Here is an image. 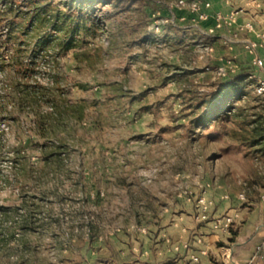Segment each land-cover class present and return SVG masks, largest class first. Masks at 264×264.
<instances>
[{"label": "rangeland", "instance_id": "1", "mask_svg": "<svg viewBox=\"0 0 264 264\" xmlns=\"http://www.w3.org/2000/svg\"><path fill=\"white\" fill-rule=\"evenodd\" d=\"M9 1L7 14L0 3V264L100 262L110 238L153 230L187 198L264 194L256 83L241 77L229 111L198 121L201 97L238 71L225 63L234 44L216 38L223 29L209 33L211 20L190 10L208 2L220 12L218 0ZM200 44L212 53L200 57Z\"/></svg>", "mask_w": 264, "mask_h": 264}, {"label": "crops", "instance_id": "2", "mask_svg": "<svg viewBox=\"0 0 264 264\" xmlns=\"http://www.w3.org/2000/svg\"><path fill=\"white\" fill-rule=\"evenodd\" d=\"M213 8L224 14L234 10L227 0H218ZM255 13L250 9L238 12L237 25L250 20L255 27L263 28L264 14ZM237 33V40L229 51L237 66L236 75L252 74L256 83L264 79V64L258 68L252 62L255 57H264V50L258 48L254 55L250 54L246 44L259 40L245 30ZM200 199L206 206V220L198 218L202 210L198 204ZM183 202L185 208L179 211L172 207L165 209L153 230L131 226L121 240L110 238L103 247L106 259L92 264H264V249H259L264 242V194L256 200L202 195L194 204L190 198ZM225 216L233 219L229 232L222 234L213 230L212 222ZM193 257H197V262Z\"/></svg>", "mask_w": 264, "mask_h": 264}, {"label": "built area", "instance_id": "3", "mask_svg": "<svg viewBox=\"0 0 264 264\" xmlns=\"http://www.w3.org/2000/svg\"><path fill=\"white\" fill-rule=\"evenodd\" d=\"M250 4H252V8L255 10L260 7L261 4L257 3L255 0H247ZM179 6H184V3L182 0H179L177 2ZM210 3L205 2L201 6L197 3L190 4V10L192 12H195L197 17L196 19L198 21H208L211 20L212 27L208 29L209 33H212L216 29H224L225 33L220 37L221 44L224 47L231 48V46L236 42L238 37V30H245L248 32L253 33L256 38L259 40L258 42H248L246 44V49L250 54H255L256 50L258 48H261L264 50V27L263 28H257L255 27L254 23L250 20H247L243 22L240 25H237V18L236 14L238 12H241L242 10H232L229 13H221V12H215L210 9ZM237 25V29L234 27ZM197 52L201 55L200 57L208 56L212 53L213 47L212 45L208 44H200L197 45ZM225 63L227 65H233L234 68H236L235 60L231 57L227 60H225ZM253 66L261 68L264 64V57H255L252 62ZM248 78L253 79L252 74L248 76ZM255 92L257 95L264 96V79L256 81L255 84ZM238 198L241 201H245L244 196L239 195ZM204 201L200 199L198 201V204L202 207L201 212L198 214V218L200 220H206V206L203 205ZM233 222V219L229 216L217 218L212 222V229L215 231H218L222 234H227L229 232L230 226ZM259 249H264V242L261 243L259 246ZM192 260L194 262H197V257H193ZM248 264V263H245Z\"/></svg>", "mask_w": 264, "mask_h": 264}, {"label": "trees", "instance_id": "4", "mask_svg": "<svg viewBox=\"0 0 264 264\" xmlns=\"http://www.w3.org/2000/svg\"><path fill=\"white\" fill-rule=\"evenodd\" d=\"M78 1L83 4L89 1H91L90 3H95L93 0H78ZM0 3L5 5L6 14L12 12V7L11 5H9L10 4L9 0H0ZM2 15L0 14V26L2 23L1 20ZM11 26L12 25L9 26V30H8L9 35L12 29ZM77 32H80V28H76L72 34L75 35V33ZM241 77L244 80L254 82L252 79L248 78V75L247 76L235 75L233 77L222 80L215 86L214 90L201 97V102L197 105V108L203 107L204 110L202 112V116L200 120H198L200 121L199 125L203 126L204 124L208 123L211 120L218 121L220 117L225 112L229 111V109L231 108L232 99L235 97L237 98L243 96L242 94L243 87L240 83ZM258 96L264 97L262 95H258ZM257 130L259 131L258 138L253 139L252 142L260 143L264 141V126L257 128Z\"/></svg>", "mask_w": 264, "mask_h": 264}]
</instances>
